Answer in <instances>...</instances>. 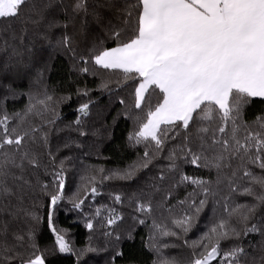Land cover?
<instances>
[{"label": "snow or ice", "instance_id": "snow-or-ice-1", "mask_svg": "<svg viewBox=\"0 0 264 264\" xmlns=\"http://www.w3.org/2000/svg\"><path fill=\"white\" fill-rule=\"evenodd\" d=\"M0 264H264V0H0Z\"/></svg>", "mask_w": 264, "mask_h": 264}, {"label": "trees", "instance_id": "trees-1", "mask_svg": "<svg viewBox=\"0 0 264 264\" xmlns=\"http://www.w3.org/2000/svg\"><path fill=\"white\" fill-rule=\"evenodd\" d=\"M21 105L17 104L16 107H20ZM74 109V105L65 106L62 109L63 118L65 120L72 118V112ZM102 155L106 159H97L95 156L92 157L90 163H102L106 167H115L117 165L122 166L124 163L130 162L131 159L135 158V153L133 150L128 149L124 146L123 140V126L121 128L116 129L114 134V139L111 141L105 142L102 148ZM75 219V213H65L63 209L58 214L59 223L65 227H71L72 233L75 239V242L79 245L85 240L86 230L83 229L82 225L80 227L73 226V220ZM203 221H201L200 227L203 228ZM198 232L190 233L189 239H195L198 235ZM139 236L136 238L135 248H140ZM127 247V245L125 246ZM173 252L175 250H172Z\"/></svg>", "mask_w": 264, "mask_h": 264}]
</instances>
